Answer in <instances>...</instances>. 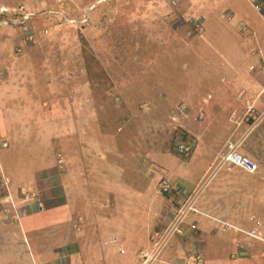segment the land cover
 Here are the masks:
<instances>
[{
    "label": "rangeland",
    "instance_id": "374dc122",
    "mask_svg": "<svg viewBox=\"0 0 264 264\" xmlns=\"http://www.w3.org/2000/svg\"><path fill=\"white\" fill-rule=\"evenodd\" d=\"M253 1L257 0H0V134L10 140L8 148L0 144V167H18L19 172L24 168L29 173L31 169L44 170L47 164H54L59 152L68 161L77 156L79 143L88 148L105 141L120 147L117 156L123 161L134 155L142 165L147 162L145 155L150 154L158 163L164 162L160 168L152 163L150 177L147 168V175L142 166L133 172L124 164L118 166L119 157H110L119 169L112 168L114 174H120L114 183L125 184L124 188L136 190L146 182L152 190L158 178L168 176L166 170L172 163L180 169V177L198 172L194 175V183L198 184L190 194L196 196L203 188L194 203V209L203 213L200 205L210 207L207 194L214 195L212 190L224 169L214 173L218 159L207 167V159L213 157L211 150L197 143L195 137L188 157L176 154L175 129L189 134L188 125L194 119V124L200 121L203 127L213 129V146L234 137L233 120L244 114L250 102L247 97L252 93L245 80L248 75L242 76L248 65L250 80H264V21L251 4ZM90 16L97 21L91 22ZM86 25V31H94L95 26L103 30L89 41L92 50L84 47L98 56L92 68L85 66L84 45L78 37V31ZM251 27L258 29L252 37ZM236 33L237 37L233 35ZM242 89L246 93L240 98ZM232 110L234 116L230 115ZM46 120L49 134L42 127ZM262 126L264 119L248 137L246 146L254 141L260 147L257 132ZM39 130L45 139L38 135ZM204 137L209 134L206 132ZM170 158L173 162H169ZM16 160L24 165L8 163ZM5 170L14 175L13 181L20 180L19 190L26 187L28 172L20 176ZM247 183L239 184L233 192H248ZM191 214L194 212L185 217ZM249 214L242 213L240 217ZM185 217L180 226L187 223ZM201 217L213 225L205 226L218 229L217 239L234 240L237 234L249 237L245 230L222 232L221 222ZM255 241L259 248L248 250L250 256L237 258L236 264H264V244ZM44 247L47 251L43 255L51 257L48 260L28 246L31 255H15L9 263L59 261L54 262V247ZM126 255L120 253L99 264H119Z\"/></svg>",
    "mask_w": 264,
    "mask_h": 264
},
{
    "label": "crops",
    "instance_id": "0c3cea01",
    "mask_svg": "<svg viewBox=\"0 0 264 264\" xmlns=\"http://www.w3.org/2000/svg\"><path fill=\"white\" fill-rule=\"evenodd\" d=\"M254 2L251 4L253 5ZM262 20L264 21L263 18ZM242 23L245 22L242 21ZM257 31L258 29L251 27L249 35L252 37ZM233 35L237 37V33ZM237 62L239 64V60ZM227 63L230 61L227 60ZM249 69L250 64L242 76L248 75L245 80L247 86L249 83L252 93L247 97L250 102L246 104L244 114L237 115L233 120L236 124L234 137L230 136L222 144L216 143L213 146L215 141L213 129L203 127L200 121L194 124V119L192 124H187L189 126L187 131L197 139V143L205 144L206 148L211 150L210 155L213 157L207 159V167L210 168L218 159L214 173L223 169L224 171L217 187L212 190L214 195L207 194L211 203L210 207L208 206L207 209L200 205L199 209H203V213L195 209L194 214L188 218L185 217L187 223L180 226V232H174L170 237H166L177 223L178 209L190 200L196 202L203 190L201 188L196 196L195 193L190 194L198 184L194 183L196 178L194 175L198 172L193 171L190 175L180 177V169L176 168L174 163L170 164L171 168L166 170L168 176H163L170 179L174 186V190L169 194L159 190L162 176L157 179V184L155 187L152 186V190L146 182L138 185L136 190L124 188L125 184L114 183V181L117 182L116 177H120V174L116 172L114 174L112 168L116 165L110 161V157L120 158V155L117 156L121 150L120 147H113V144L105 143V141H98V144H91L88 148L79 143L76 157L66 161L65 156L59 152L56 154L57 159L54 164H47L44 170L31 169L29 173L24 168L19 172L18 167L14 169L5 165L4 169L0 167V175H5L9 180V191L14 200L24 209V215L16 223L0 221V264H10L9 260L18 254L31 255L27 250L28 246L36 249L35 253L45 260L51 257L43 255L47 251L44 246L54 247L51 250L53 255L57 256L54 262L59 260L55 264H99L102 263L101 261H111L120 253H127V255L119 264H144L145 258L142 254L145 252L156 256L149 264H185L188 256L193 252L202 256L203 264H236L237 258H248L251 250L260 246L255 241L257 239L242 238L240 234H237L238 237L234 240L217 239L218 229L212 228V222L201 216L211 218L214 222H221L220 230L222 223L226 222L238 229L248 231L255 228L264 233V126L257 132L261 137L260 147L257 148L254 141L247 146L245 143L264 119V86L261 88L264 80L257 78L250 80ZM263 70L264 65L261 68V71ZM245 93L242 89L240 98ZM247 105H252L253 112L247 110ZM234 110L230 112L231 116L235 115ZM42 120L45 121V117ZM61 122L65 120L61 119ZM46 123L44 122L45 126L42 127H45V133L49 134V129L46 131L49 121L46 120ZM41 124H43L42 121ZM68 128H71L70 133L73 134L69 124ZM58 130H61L62 135L66 134L61 126ZM206 132L209 137H204ZM1 135L3 134H0V141L4 139L8 148L9 138ZM38 135L44 139L46 137L45 134L40 133V130ZM230 139L235 142L240 141V153L256 161L258 169L255 173H248L238 167H229L222 163V155L226 152V144ZM70 147L72 148V145ZM145 157L147 162H143L142 165H138L134 155L129 156L127 161L120 158L117 163L118 166L124 164L125 168L132 169L133 172L137 166L139 168L142 166V172L145 173L147 168L146 173L152 177L153 174L149 169L152 163L159 165L158 168H160L163 167L164 162L160 160L158 163L155 160L156 157L150 154ZM170 160L171 158L169 162H173ZM8 163L13 166L24 165L23 161L18 160ZM5 169L20 173V176L24 175V171L28 172L26 175L29 182L22 181L26 187L19 190L17 182L20 180L13 181L14 175L7 174ZM208 181L209 179L205 185ZM246 182L249 185L248 192H245L243 188L240 189L244 191V194L233 192L234 189H238L239 184ZM133 183L135 184V181ZM26 193H36V196L24 201L23 196ZM0 203L7 205L9 201L0 194ZM242 213L250 214L248 217H240ZM246 222L248 225L244 224ZM207 223L212 227L205 226ZM174 234L178 236L174 238ZM204 236L213 240L207 241ZM180 237H184L185 241H180ZM259 241L264 244V239ZM238 243L242 246L237 247ZM261 254H264V250Z\"/></svg>",
    "mask_w": 264,
    "mask_h": 264
},
{
    "label": "built area",
    "instance_id": "2783aa9c",
    "mask_svg": "<svg viewBox=\"0 0 264 264\" xmlns=\"http://www.w3.org/2000/svg\"><path fill=\"white\" fill-rule=\"evenodd\" d=\"M254 9L261 15V17L264 19V0H257L253 4ZM27 18V17H26ZM247 110L249 112H253L252 105H247ZM240 141H233L228 140L226 144V152L222 155V163L229 166V167H239L243 169L244 171H247L249 173H253L257 170V164L248 156L243 155L239 151ZM3 146H7V143L4 142ZM193 143L191 142H185V140H182L180 138H176L174 142V148L177 151V153L181 155H186L192 152ZM159 190L164 194H169L173 190V184L171 182L163 177L159 182ZM0 194L1 196L9 201V204L3 205L0 203V221L8 222L10 224L16 223L18 219L22 215H24V209L22 207H19V203L14 200L12 197L11 192L9 191V180L4 176L3 174L0 175ZM36 193H26L23 196V200L27 201L31 197H35ZM194 201H188L178 212V219L177 223L172 227V230L168 232L167 238L170 237L174 232H180V228L178 227L180 223L182 222L183 218L191 211H194ZM221 230L228 231H242V229H238L226 222L222 223ZM247 236L262 240L264 239V233L261 230L258 229H249L248 231H243ZM241 245V244H240ZM239 245V247H241ZM144 259V264H149L152 262L156 256L151 255L148 252H145L142 254ZM188 263L192 264H203V259L201 255L197 254V252H193L190 254L187 258ZM185 264H188V263Z\"/></svg>",
    "mask_w": 264,
    "mask_h": 264
},
{
    "label": "trees",
    "instance_id": "16d2710c",
    "mask_svg": "<svg viewBox=\"0 0 264 264\" xmlns=\"http://www.w3.org/2000/svg\"><path fill=\"white\" fill-rule=\"evenodd\" d=\"M90 21L91 22H93V21L96 22L97 21V18H94V20H93V17L90 16ZM89 25H86V27H85L84 30H79L78 31V37L80 39L81 44L84 45L82 48H83V53L86 54V57H84L85 66L92 68V62H93V64H96L97 61H98L97 60L98 59V56H97V54L92 53L90 50H88V51L86 49L84 50V47H86L88 49L91 48V46L89 44V41H91L93 38H95V37L99 36L100 34H102L103 33L102 32L103 30H101V29L98 30V27L95 26V28L92 27V28H94V31H91V30L86 31V28ZM95 25H96V23H95ZM91 50H92V48H91ZM175 130L176 131H175V136L173 138V144H174L176 138H180L182 140H185V142H191V141H194L195 142L194 138L190 134H188L187 132L181 131L179 129H175ZM174 152L176 154H178L180 157H188L191 154V153H189V154H186V155H181V154L177 153L175 150H174Z\"/></svg>",
    "mask_w": 264,
    "mask_h": 264
},
{
    "label": "clouds",
    "instance_id": "9594fccd",
    "mask_svg": "<svg viewBox=\"0 0 264 264\" xmlns=\"http://www.w3.org/2000/svg\"><path fill=\"white\" fill-rule=\"evenodd\" d=\"M27 19V18H26ZM25 19V20H26ZM193 137V136H192ZM195 140H197L196 138H195ZM5 141H3L1 144L3 145V143H4ZM196 142V141H195ZM8 145V144H7ZM173 146H174V144H173ZM3 147H6V146H3ZM174 150H175V148H174ZM176 151V150H175ZM177 152V151H176ZM252 159V158H251ZM253 160V159H252ZM254 161V160H253ZM255 162V161H254ZM256 163V162H255ZM257 164V163H256ZM225 165V164H224ZM239 168V167H238ZM241 169V168H240ZM257 169H258V165H257ZM243 170V169H242ZM257 171V170H256ZM255 171V172H256ZM247 172V171H246ZM255 172H253V173H255ZM249 173V172H248ZM2 175V174H1ZM5 176V175H4ZM13 197V196H12ZM180 210V208L178 209V211ZM177 215H178V212H177ZM177 217V216H176ZM176 220V219H175ZM180 226V225H179Z\"/></svg>",
    "mask_w": 264,
    "mask_h": 264
}]
</instances>
